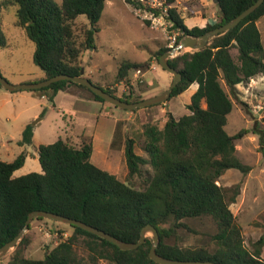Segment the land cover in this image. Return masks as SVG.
I'll list each match as a JSON object with an SVG mask.
<instances>
[{"label":"trees","instance_id":"obj_1","mask_svg":"<svg viewBox=\"0 0 264 264\" xmlns=\"http://www.w3.org/2000/svg\"><path fill=\"white\" fill-rule=\"evenodd\" d=\"M257 1L217 0L219 21L202 28L189 29L176 8L170 9L173 28L184 34L176 43L187 35L199 37L230 22ZM10 6L18 7L17 25L35 44L34 63L45 72L46 79L81 74V50L75 38L74 21L81 15L87 17L90 28L82 46L87 49L94 47L106 0H62L60 6L53 0H0L2 46H6L2 11ZM263 17L264 3L237 27L212 39L206 48L184 53L169 61L172 68L181 74V81L171 98L184 94L194 84L198 89L188 106L190 115L176 119L168 112L163 128L151 124L145 127L147 158L135 152L132 140L126 141L124 156L129 178L141 175L146 166L153 170L146 178L144 190H137L96 166L92 162V139L80 146H73L61 138L52 144L40 145L41 173L15 176L26 162L25 153L11 162L0 161V248L24 230L31 212L47 211L82 221L127 243L138 242L141 230L153 225L160 235L157 253L168 259L264 264L261 260L264 235L253 246V252L246 248L242 228L229 207L235 201V195L229 197L227 190L218 184L228 170L237 169L243 173L249 170L239 159L235 146L242 133L230 136L225 127L233 109L237 86L264 76V44L257 25ZM232 50L237 51L236 58ZM168 51L166 48L162 52ZM137 67L139 64L124 63L118 78H124ZM93 84L117 97L110 88ZM61 91L107 103L89 88L70 81H59L33 92L44 93L42 95L53 102ZM117 98L131 103L140 102L130 97ZM253 131L260 137V151L264 157V126L257 123ZM33 136V126L28 125L19 144L30 145ZM206 217L216 225L212 250L183 248L167 242L178 229L186 228L185 220ZM68 226L73 234L66 240L62 239L42 260L25 256L31 245L26 232L8 264H84L77 251L80 239L92 263L103 259L109 264H157L150 258L153 244L150 238L136 250L122 251L105 239L79 227Z\"/></svg>","mask_w":264,"mask_h":264},{"label":"rangeland","instance_id":"obj_2","mask_svg":"<svg viewBox=\"0 0 264 264\" xmlns=\"http://www.w3.org/2000/svg\"><path fill=\"white\" fill-rule=\"evenodd\" d=\"M53 1L59 6L62 4V0ZM170 4L171 9L176 8L189 29L196 26L202 28L219 21V9L215 0H175ZM135 5L124 0H106L98 25L100 32L95 35L92 48L82 46L86 31L90 28L87 17L79 16L74 21L73 28L81 50L80 62L84 77L110 88L117 97L143 101L165 92L172 85L174 76L160 66V59L166 53L162 52L164 49L170 51L180 43L173 44V38L178 39L184 34L175 30L168 18L162 25L152 27L143 8ZM17 9L16 6H10L2 11V32L6 46L0 45V72L12 85L36 83L45 78L46 74L34 63L35 44L28 39L24 29L17 25ZM257 25L264 44V17ZM193 51L195 50L192 48L184 49L169 61ZM232 55L236 58L237 51L232 50ZM126 62L139 64V67L131 69L120 79V67ZM138 70L141 71L140 74H137ZM222 85L229 93L224 82ZM195 86L198 89V85ZM193 87L164 104L135 111L122 110L109 103H106L107 110L99 111L95 110V105L90 106L91 108L87 105L91 110L80 105L86 112L77 117L70 114L74 112H71L69 104L60 106L55 101L43 99L44 93L10 92L0 87V161L11 162L25 153L26 163L16 171L15 176L41 173L38 156L40 145L52 144L61 138L71 145L79 146L92 139V162L96 166L116 175L131 187L144 190L147 187L146 178L153 170L146 166L141 175L129 178L124 156L125 143L132 140L135 152L147 158L145 127L151 124L163 128L168 112L176 119L190 115L188 106L192 95L197 91H193ZM80 98L90 100L82 96ZM257 123L264 126V76L237 86L233 109L225 127L230 136L242 133L235 141V146L239 159L249 170L247 173L237 169L228 170L218 182L227 190L229 197L235 195V201L229 207L242 228L245 246L251 252L255 243L264 235V157L260 151V137L253 131ZM28 125H32L34 129L33 141L30 145L22 146L19 141ZM184 222L186 228L178 229L167 240L169 244L211 250L215 247L212 236L216 233V225L212 219L190 218ZM27 233L31 245L25 251V256L42 260L62 239L69 238L73 230L66 224L35 220ZM148 238L152 240L151 234ZM79 242L81 244L77 245V251L84 264H109L103 259L92 263L82 239ZM13 252L14 249L1 258L0 264H8ZM261 260L264 262V246Z\"/></svg>","mask_w":264,"mask_h":264},{"label":"water","instance_id":"obj_3","mask_svg":"<svg viewBox=\"0 0 264 264\" xmlns=\"http://www.w3.org/2000/svg\"><path fill=\"white\" fill-rule=\"evenodd\" d=\"M215 2H217V0H215ZM263 3H264V0H258L256 3H254L252 6L244 10L240 15H238L236 18H234L230 22L222 26H219L199 37L187 35L185 38H183L180 41V43L176 47L172 48L169 52H166L165 54H163L160 59V66L165 71L173 74L174 81L172 85L165 92L157 96L148 98L146 100L140 101V102H135V103L126 102V101L121 100L120 98H117L107 93L102 88L93 84V82L90 79L84 77V69L81 70V74L79 76L58 75V76H54V77H51V78H48V79H45V80H42L36 83L20 84V85H12L2 76L0 72V85L10 92H20V91L33 92V91L41 90L43 88H47L51 86L52 84L57 83L59 81H70V82L80 84V85H83L89 88L93 93L101 97L107 103L113 105L116 108L122 109V110L135 111V110L142 109V108H148V107L164 104L172 97L173 90L176 88L178 83L181 81V74L177 70L172 68V66L170 65L169 59L176 56L179 52L187 48H192L195 51L206 48L212 39H214L215 37L219 35L225 34L228 31L237 27L243 20H245L248 16L254 13ZM36 218H44L49 221H54V222H58L61 224L79 227L89 233H92L102 239L107 240L108 242L117 246L122 251H132V250L138 249L141 245H143L146 242L148 235L151 234L153 244H152L149 254H150V258L157 264H219V263L212 262V261L174 260V259H168V258L160 256L157 253V248L160 244V235H159L158 230L153 225H147L141 230L140 239L138 242L127 243V242L117 239L116 237L102 230L92 227L82 221L74 220V219H71V218H68V217H65L59 214L47 212V211H34L29 214L24 230L15 239H13L11 242L5 244L2 248H0V259L3 258L5 255H7L11 250L16 248V246L19 244L24 234L29 230L30 224Z\"/></svg>","mask_w":264,"mask_h":264},{"label":"built area","instance_id":"obj_4","mask_svg":"<svg viewBox=\"0 0 264 264\" xmlns=\"http://www.w3.org/2000/svg\"><path fill=\"white\" fill-rule=\"evenodd\" d=\"M136 4L139 8L142 7L146 14V18L151 21L152 27H157L159 24L165 21L166 18L169 19V23L173 26V22L169 16V10L171 9V4L168 0H124ZM180 32V31H179ZM177 38H173V44L177 42ZM141 71L138 70L137 74Z\"/></svg>","mask_w":264,"mask_h":264},{"label":"crops","instance_id":"obj_5","mask_svg":"<svg viewBox=\"0 0 264 264\" xmlns=\"http://www.w3.org/2000/svg\"><path fill=\"white\" fill-rule=\"evenodd\" d=\"M46 79V76H45V78H43L42 80H45ZM42 80H40V81H42ZM39 82V81H38ZM192 86H194L193 88V91H195V89H197V86H195V84L194 85H192ZM42 98L43 99H48L47 97H46V95H42ZM54 101H55V103H58L60 106H62L64 103H67V104H69L70 106H71V109H72V111L71 112H74V113H70L71 115H74V116H79V114L80 113H82V112H86V110L85 109H81V107H80V105H83L84 107H87V105L90 107V106H92V105H95L94 107H95V110L97 109L98 111L99 110H107L108 108V106H106L104 103H102V102H98V101H94V100H83L82 98H80V96L77 94V93H74V92H70V91H68V92H59L55 97H54ZM79 101H82V102H79ZM76 105L78 106V107H76ZM91 108V107H90ZM90 108H86V109H89V110H91ZM76 110H79V111H76ZM83 118H84V120L85 121H87L86 119V117L85 116H83ZM90 120V119H89ZM34 137V136H33ZM20 142V141H19ZM70 144V143H69ZM74 146V145H73ZM80 146V145H79ZM93 153H94V151H93ZM92 157H93V155H92ZM27 159V158H26ZM26 163V162H25ZM25 165V164H24Z\"/></svg>","mask_w":264,"mask_h":264}]
</instances>
